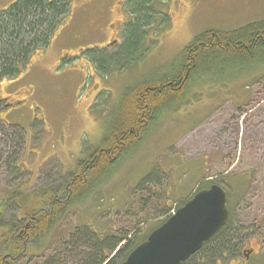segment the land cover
<instances>
[{
    "label": "rangeland",
    "instance_id": "1",
    "mask_svg": "<svg viewBox=\"0 0 264 264\" xmlns=\"http://www.w3.org/2000/svg\"><path fill=\"white\" fill-rule=\"evenodd\" d=\"M14 1L0 0V9ZM189 1L188 13L172 14L171 0H153L151 7L164 14L141 34L136 51L129 36L119 43L130 20L125 0H69V15L48 46L20 75L2 81L0 91L16 96L0 118L24 135L18 143L17 133L0 125L4 218L17 214L10 193L44 188L64 200L77 169L92 165L83 182L69 188L63 217L43 240L45 257L30 248L18 264H75L94 251L91 239L100 245L110 234L142 238L198 182L227 191L236 226L264 231V43L252 51L229 46L197 52L200 65L183 96L167 88L154 104L155 119L131 125L138 92L174 79L184 64L191 67L183 49L192 39L264 19V0ZM108 42L110 49L104 48ZM121 133L128 134L117 144ZM113 147L119 156L106 163L98 153L109 155ZM81 233L92 236L90 242L77 238ZM103 254L114 252L106 246Z\"/></svg>",
    "mask_w": 264,
    "mask_h": 264
},
{
    "label": "trees",
    "instance_id": "2",
    "mask_svg": "<svg viewBox=\"0 0 264 264\" xmlns=\"http://www.w3.org/2000/svg\"><path fill=\"white\" fill-rule=\"evenodd\" d=\"M152 1L153 0H138L133 2L130 21L124 25L123 28L121 45L123 41L125 43L126 37L129 36L128 39L132 40L129 42V46L131 45L130 48L137 51L139 48L138 38L144 33L146 28L153 26L156 16H162L164 14L163 11H155L151 7ZM69 3V0H15L7 7L0 9V84L4 80L17 77L23 68L26 67L31 55L38 50H44L48 46L55 31L63 25L69 15ZM259 30H261V32H258ZM248 35L249 37H247ZM207 37L209 36L205 32L196 40H206ZM215 37L219 44L222 45L224 42H227L229 45H215L214 47L224 49L229 46H239L240 51H252V49L264 43V19L247 24L235 31H218ZM245 37L251 39V41L245 43ZM135 39L136 41H134ZM206 48L209 47L206 46ZM206 48L203 46L190 49V46H186L183 49V57L185 60V57L189 55L187 61L192 63L191 67L186 69L184 64L182 65V73L174 79L169 78L159 85H149L145 90L142 89V92H138L142 95L138 96V94H136V101L132 102L131 105V115L134 120L131 122V125H134L135 121L145 125L155 119L157 104L155 106L154 104L158 101L157 97H159V94L163 93L167 88L177 89L178 96H183L191 76L195 73L198 65H200L201 54L198 57L196 55L202 53ZM134 59H136L135 54L131 56V60ZM90 60L94 64L100 62L99 59L93 56H90ZM145 96H148L147 100H145ZM7 108L8 104L0 91V112L4 113ZM0 125L12 128L15 133H17L18 143L22 144L24 142V135H21V129L17 130L15 125L7 123L4 118H0ZM127 134L128 133L119 134L116 138L117 144H119ZM111 148L107 149V151L109 150V155L108 152L106 155L104 150H102L105 152L104 154H102V151H100L102 153H98L100 158L103 157L106 163L115 161L119 156V154L116 153L117 147ZM111 152L115 153L113 157L110 156ZM89 162L90 161H87L86 164L78 168V175L76 174L71 179V183L64 187V190H66L69 195V197L67 195L64 200H61L62 198L59 197L60 193H54L44 188L37 189L28 195L22 192H13L7 197L10 199L15 198L14 204L17 206V214L13 217L4 218V203L7 198L3 196L0 197V264H18L20 257L28 254L30 248L40 250L39 256L45 257L44 253L47 248L45 245L42 246L43 240L50 234L52 226L62 219L63 212L68 205V199H71L69 193L71 189L69 188H76L80 179L83 182V178H85V174H83L85 169L92 167V165H89ZM18 167L21 170L22 166ZM199 183L200 182L197 183L196 190L182 201L176 209L191 198L196 191L205 188L204 186H200ZM208 183V187L212 184H217L215 182ZM243 184V182H240L237 184V187L243 186ZM62 194L63 193H61V195ZM226 195L227 208L228 211H230V215L225 224L214 236L208 241H205L198 251L190 255L180 264H208L212 262L213 258L222 256L223 253L233 255L237 252V248L242 239V234L240 232L243 230L234 223V217L228 206L229 200L227 191ZM169 216L170 215H167L159 224ZM89 234L93 235L95 232ZM147 235L137 239L135 236L128 237L127 233L119 236L110 234L104 239H101L100 245H98L99 239L97 242L96 239H91L95 247L93 248L94 251L89 254L90 257L87 256L88 259L87 257H83V259H86L75 264H119L136 245L146 239ZM90 237L92 238V236L88 234L83 235L81 233L77 238H82L90 242ZM106 246L109 248V251L114 252L111 257L110 254H103V249L104 247L106 248ZM40 247L41 249H38Z\"/></svg>",
    "mask_w": 264,
    "mask_h": 264
},
{
    "label": "water",
    "instance_id": "3",
    "mask_svg": "<svg viewBox=\"0 0 264 264\" xmlns=\"http://www.w3.org/2000/svg\"><path fill=\"white\" fill-rule=\"evenodd\" d=\"M227 217L224 188L212 184L200 189L150 231L119 264H180L214 236Z\"/></svg>",
    "mask_w": 264,
    "mask_h": 264
},
{
    "label": "flooded vegetation",
    "instance_id": "4",
    "mask_svg": "<svg viewBox=\"0 0 264 264\" xmlns=\"http://www.w3.org/2000/svg\"><path fill=\"white\" fill-rule=\"evenodd\" d=\"M125 1H126V6H127V14L130 17L131 11L133 9V6H132L133 2L138 1V0H125ZM187 1H189V0H185V1L184 0H171V2L173 4V9L171 10V13L175 14V10H177V9H179V13H181L183 11H185V13H188L189 9H188V5H187ZM191 5H193V4L191 3ZM168 15L170 16L169 13H168ZM128 22H124V25H126ZM204 32H206L207 35L209 36L206 38V40H202V39L196 40L198 38L197 37L195 39H192L193 41L194 40L195 41L194 42L192 41L187 46H190V49H195V48H199V47H203V46L205 48H206V46L210 48V47H214L215 45L216 46L221 45V44H219V42L216 41L217 38L215 37V34H216V32H218V30L215 31L213 29H208ZM204 32H202V33H204ZM258 32H261V30H259ZM115 34H117V32H115ZM122 34H123V29H122V33H121V38H122ZM247 37H249V35ZM116 40L117 39L114 38L112 41L116 42ZM119 43L120 44L122 43V39L119 40ZM224 45L227 46L229 44L227 42L226 43L224 42V44H222L221 46H224ZM104 48L110 49V48H112V46H110V44L108 42L104 46ZM33 55H31V56H33ZM1 86L2 85L0 84V89H1ZM9 87H11L10 84L7 86V88H9ZM10 90H8L6 92H3V91L1 92V95L6 100L8 107L10 106L8 103V99H10V97L16 96V93H14ZM5 93H8L9 96H6ZM229 215H230V211H228V217H229ZM240 233L242 234L241 235L242 239L240 241V249L235 254L230 255L228 253H223L222 256H217L216 258H213L212 262H209L208 264H264V231L261 232V230H257L251 225V226H248L245 231L243 230Z\"/></svg>",
    "mask_w": 264,
    "mask_h": 264
},
{
    "label": "bare ground",
    "instance_id": "5",
    "mask_svg": "<svg viewBox=\"0 0 264 264\" xmlns=\"http://www.w3.org/2000/svg\"><path fill=\"white\" fill-rule=\"evenodd\" d=\"M181 206V205H180Z\"/></svg>",
    "mask_w": 264,
    "mask_h": 264
}]
</instances>
